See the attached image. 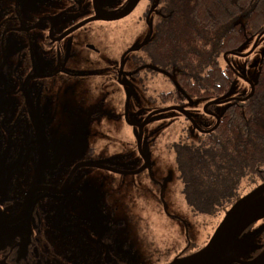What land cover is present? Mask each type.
<instances>
[{
    "label": "flooded vegetation",
    "instance_id": "obj_1",
    "mask_svg": "<svg viewBox=\"0 0 264 264\" xmlns=\"http://www.w3.org/2000/svg\"><path fill=\"white\" fill-rule=\"evenodd\" d=\"M128 3L0 0V264H168L222 218L198 242L177 153L250 92L259 42L223 56L242 85L213 103L151 48L165 0Z\"/></svg>",
    "mask_w": 264,
    "mask_h": 264
},
{
    "label": "trees",
    "instance_id": "obj_2",
    "mask_svg": "<svg viewBox=\"0 0 264 264\" xmlns=\"http://www.w3.org/2000/svg\"><path fill=\"white\" fill-rule=\"evenodd\" d=\"M164 11L165 24L157 23L151 48L157 57L164 53L180 86L219 96L232 83L242 85L223 54L230 57L243 43L246 50L264 31V0H165ZM263 40L264 33L258 42ZM257 73L253 94L229 105L216 128L177 153L185 197L213 225L264 181V56Z\"/></svg>",
    "mask_w": 264,
    "mask_h": 264
},
{
    "label": "water",
    "instance_id": "obj_3",
    "mask_svg": "<svg viewBox=\"0 0 264 264\" xmlns=\"http://www.w3.org/2000/svg\"><path fill=\"white\" fill-rule=\"evenodd\" d=\"M135 4L136 0H129L124 14L129 13L134 8ZM263 33L264 31L256 36L251 49L246 53H241L245 48V43L241 44L237 48V51H230L229 53L248 56L255 49L257 42ZM223 56L226 58V54H223ZM263 56L264 44L261 49L260 61ZM255 66L256 63H250V67H254L253 76L252 79H246L250 85V92L240 100L246 99L254 92V82L258 75V66ZM234 88L235 83H232L226 95L221 97L222 100H214L213 103L228 102L231 98H228L227 95L231 94ZM229 105V103H226L221 110V114ZM172 108L180 110V108L168 107L154 112H161ZM219 119L220 118L217 116L216 123L208 131L217 127ZM261 220H264V181L238 198L225 211L204 246L188 256L174 259L168 264H232L233 262H240L242 264H264V248L251 260L245 262L241 261L242 257L246 256L248 252L257 247L255 244V238L264 232V222L260 223L249 232L244 233V231L252 224Z\"/></svg>",
    "mask_w": 264,
    "mask_h": 264
},
{
    "label": "rangeland",
    "instance_id": "obj_4",
    "mask_svg": "<svg viewBox=\"0 0 264 264\" xmlns=\"http://www.w3.org/2000/svg\"><path fill=\"white\" fill-rule=\"evenodd\" d=\"M263 41H260L257 45V48L254 50V52L250 55V62L256 63L257 67L259 65V61H260V55H261V49L263 47ZM234 61H238L239 59L236 57H233ZM254 68V67H252ZM251 67H248V70H250ZM165 158L164 159H171V156L169 153H164ZM172 161V165H173V171L177 172L176 168H175V163H174V158L171 159ZM178 173V172H177ZM185 212L184 208H183V213ZM195 226V237L198 240V242H202L203 239L205 238V235L209 232H211L213 223L211 222L210 218L206 217L205 215H199L198 218V223H194Z\"/></svg>",
    "mask_w": 264,
    "mask_h": 264
}]
</instances>
